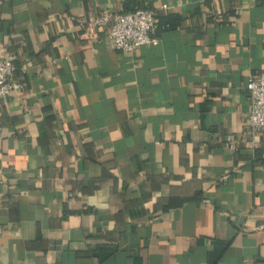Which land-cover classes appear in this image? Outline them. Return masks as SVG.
<instances>
[{
    "label": "crops",
    "instance_id": "crops-1",
    "mask_svg": "<svg viewBox=\"0 0 264 264\" xmlns=\"http://www.w3.org/2000/svg\"><path fill=\"white\" fill-rule=\"evenodd\" d=\"M139 8L151 46L86 33ZM3 49L0 264H264V0H0Z\"/></svg>",
    "mask_w": 264,
    "mask_h": 264
},
{
    "label": "built area",
    "instance_id": "built-area-1",
    "mask_svg": "<svg viewBox=\"0 0 264 264\" xmlns=\"http://www.w3.org/2000/svg\"><path fill=\"white\" fill-rule=\"evenodd\" d=\"M167 8V5L162 6V9ZM159 11L139 8L112 13L106 10L87 22L86 33L92 36L104 29L115 50L133 52L140 47L153 45L160 29L171 28L170 24L160 25ZM17 60L18 54L14 51L3 49L0 52V104L6 103L15 92L25 88L24 83L16 79ZM247 90L251 109L245 134L257 137L264 132V71L249 78ZM229 147L232 151H237L239 141L231 139Z\"/></svg>",
    "mask_w": 264,
    "mask_h": 264
}]
</instances>
